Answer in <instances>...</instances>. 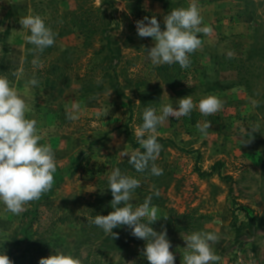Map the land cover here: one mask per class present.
<instances>
[{"label": "rangeland", "instance_id": "374dc122", "mask_svg": "<svg viewBox=\"0 0 264 264\" xmlns=\"http://www.w3.org/2000/svg\"><path fill=\"white\" fill-rule=\"evenodd\" d=\"M198 4L202 26L213 30L200 34L203 47L198 51L204 57L171 81L151 73L148 50L154 41L139 37L136 30V21L153 15L164 30L166 12L159 1L0 0V76L8 77L26 100L32 109L28 118L36 119L46 132L41 143L51 146L57 160L54 185L43 194L52 200L42 206L36 228L56 240L59 251L66 249L82 264H149L140 255L113 253L98 242H84L90 230L85 204L109 194L107 178L114 168L140 180L133 193L134 207L151 196L159 219L168 217L169 208L212 217L208 226L219 235L212 247L223 264H264V111L245 87L206 92L204 78L213 73L211 55L247 56L254 31L264 22V0H198ZM30 14L45 18L55 33L54 45L42 53L25 41L24 35L30 33L19 23ZM87 27L88 38L82 34ZM104 29L119 49V60L109 59ZM37 57L42 68L33 65ZM111 64L117 65L124 96L114 91ZM33 77L39 84L26 88ZM64 77L70 78V85L59 95ZM147 91L154 95L144 98ZM189 95L197 105L190 115L169 117L157 129L162 149L155 163L163 174L138 173L130 163L119 166L130 159H121V152L137 149L135 129L142 124L144 109L154 107L157 114L163 104L178 109L179 99ZM208 95L217 96L224 107L206 118L198 103ZM72 101L85 110L77 121L66 118ZM205 121H211L206 137L196 128ZM32 204L20 215L0 204V243L11 240ZM103 207H109L107 199ZM65 214L71 215V223L60 222ZM248 217L256 219L255 226H247Z\"/></svg>", "mask_w": 264, "mask_h": 264}, {"label": "clouds", "instance_id": "9594fccd", "mask_svg": "<svg viewBox=\"0 0 264 264\" xmlns=\"http://www.w3.org/2000/svg\"><path fill=\"white\" fill-rule=\"evenodd\" d=\"M163 22L165 27L161 30L155 15L136 21L138 36L151 37L154 41V46L148 50L151 63L154 66L179 64L182 69L188 68L191 63L190 55L203 47L200 34L210 35L213 31L210 26H202L203 16L198 0H189L186 8L173 9L164 16ZM19 23L22 29L30 33L25 34L24 39L34 45L36 51L42 53L54 45L55 33L46 25L45 18L30 14L21 17ZM228 57L232 58L231 52ZM33 65L42 68L43 62L37 57L33 60ZM38 84L39 81L33 77L25 87ZM196 107L191 95L179 99L178 109L172 104H163L157 114L154 107H146L142 114V124L135 129L140 147L121 152V159L124 156L130 157L128 162L138 173L150 170L152 175H162L163 170L155 163L162 149L157 139L158 126L169 117L179 119L181 116H188ZM223 107L224 102L215 95H208L198 103L199 112L206 117L216 115ZM30 111L32 109L18 89L12 86L8 77L0 76V204L13 215H20L27 204L39 200L52 189L57 170L55 152L49 144L41 143L46 132L38 126L36 119L28 118ZM84 112L80 103L72 101L66 108V118L77 121ZM210 127L211 121L196 125L205 137L209 134ZM252 131L257 130L254 128ZM107 179L113 197V211L107 215H95L91 223L113 239L119 238L118 233L113 232L114 228L128 226L131 235L146 242L142 255L149 264H175L176 257L170 250L172 245L167 229L162 227L157 232L151 227L159 219V209L152 205V197H147L139 206H133V193L140 187V180L122 174L119 168L112 169ZM122 203L123 206H119ZM144 220L147 222H142ZM182 238L186 243L182 264H223L222 257L212 247L219 240L217 232L193 231ZM0 264L13 262L6 254L0 253ZM39 264H82V261L71 254L55 250V254L40 258Z\"/></svg>", "mask_w": 264, "mask_h": 264}, {"label": "trees", "instance_id": "16d2710c", "mask_svg": "<svg viewBox=\"0 0 264 264\" xmlns=\"http://www.w3.org/2000/svg\"><path fill=\"white\" fill-rule=\"evenodd\" d=\"M138 4H141L144 0H136ZM163 3L166 15L173 9L187 7L188 0H155ZM82 34L88 38L89 29L82 30ZM103 40L107 41L106 49L109 51V59L119 60V49L113 46L111 38L107 35V30L102 31ZM203 54L198 50L190 55V68L192 65L199 64L203 59ZM211 63L213 67L212 74H205V83L208 85L206 92L216 91L219 89H229L235 86H243L250 93L255 95L258 99L257 107L259 110L264 111V22H259L253 35V39L250 48L245 58L232 57L227 55H211ZM111 70L113 71L112 79H116L114 84V91L118 96H124L119 89V80L117 65L111 64ZM182 69L179 64H162L160 66L149 65L151 73H155L156 77H165L167 80L175 81L182 77L186 70ZM227 72H235L230 77H223ZM64 86H62L58 93L61 95L64 92V88L70 85V78L64 77ZM50 83V81L48 82ZM154 93L147 91L144 93V98L152 96ZM206 118H209L207 116ZM217 118L213 117V122H216ZM192 122L195 124L196 120ZM161 139H158V141ZM139 143L134 144V148H139ZM128 161L121 163L119 166L126 167ZM104 199L108 201L109 207H103ZM113 197L109 188V194L106 196L100 194L95 201H87L85 206L90 210V215L87 217L86 223L89 226V233L85 238V243L98 242V246H105L110 252L113 253H125L129 256H138L142 258V262H148L146 257L142 255V250L145 247V241L138 239L131 235V229L128 226H121L114 228L113 232L118 233L119 238L113 239L105 232L91 223V220L95 215L105 214L107 215L113 209L111 207V201ZM52 200L51 195H46L33 201L31 210L26 214L24 221L14 231L11 240L9 242L0 243V253L6 254L13 262V264H39V260L42 257H48L55 254L57 241L49 237L47 233L39 231L36 228V224L39 223L38 214L41 211L43 205H46ZM167 219H158L151 225L153 229L160 232L163 228L167 229V236L171 242V251L175 254V264H182L183 248L186 247V243L182 237L190 234L193 231H215L209 228V224L212 222V217L209 215H196L191 213H181L175 208L168 209ZM60 222L71 223V215H62ZM142 222H147L146 220ZM256 219L248 217L247 226H255ZM102 230V232H100ZM216 232V231H215ZM66 254V249L60 250ZM107 264H119L117 261H111Z\"/></svg>", "mask_w": 264, "mask_h": 264}]
</instances>
